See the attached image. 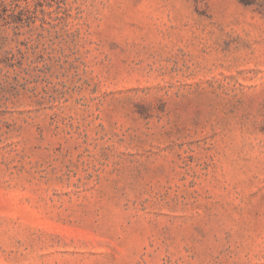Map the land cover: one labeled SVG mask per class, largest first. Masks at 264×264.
I'll return each mask as SVG.
<instances>
[{"label": "rangeland", "instance_id": "374dc122", "mask_svg": "<svg viewBox=\"0 0 264 264\" xmlns=\"http://www.w3.org/2000/svg\"><path fill=\"white\" fill-rule=\"evenodd\" d=\"M0 264H264V0H0Z\"/></svg>", "mask_w": 264, "mask_h": 264}]
</instances>
